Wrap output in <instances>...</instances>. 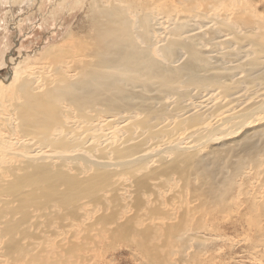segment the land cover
I'll return each instance as SVG.
<instances>
[{"label":"bare ground","instance_id":"obj_1","mask_svg":"<svg viewBox=\"0 0 264 264\" xmlns=\"http://www.w3.org/2000/svg\"><path fill=\"white\" fill-rule=\"evenodd\" d=\"M81 3L0 80V264L264 254V0Z\"/></svg>","mask_w":264,"mask_h":264},{"label":"rangeland","instance_id":"obj_2","mask_svg":"<svg viewBox=\"0 0 264 264\" xmlns=\"http://www.w3.org/2000/svg\"><path fill=\"white\" fill-rule=\"evenodd\" d=\"M78 2L29 0L26 3L21 0L22 6L15 12L13 0H0V80L3 83L8 81L10 64L38 59L40 50L50 46L51 39L61 44L65 35L84 25V6ZM238 240L231 264H264L263 253L252 251L244 241Z\"/></svg>","mask_w":264,"mask_h":264}]
</instances>
